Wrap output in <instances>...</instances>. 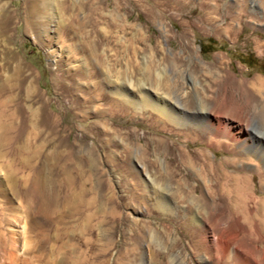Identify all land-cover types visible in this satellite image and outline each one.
<instances>
[{"label": "rangeland", "instance_id": "obj_1", "mask_svg": "<svg viewBox=\"0 0 264 264\" xmlns=\"http://www.w3.org/2000/svg\"><path fill=\"white\" fill-rule=\"evenodd\" d=\"M23 1L0 0V3L4 2L10 9L21 13ZM186 2L187 6L180 10L184 15L190 14L192 8L199 6L200 0ZM240 3L245 13L238 19L236 15ZM216 4L218 11L217 15L213 14L215 18L212 22L194 25L179 21L178 18L164 17L161 22L147 19L133 1H129L123 4L124 8L119 12L117 20H111L107 16L97 17L98 24L95 28L89 24L85 28L90 32L91 38L97 36L103 40L102 51L104 49L106 58L104 67L102 66L104 69L108 66L122 79L127 74L133 81L144 79L145 73L154 72L153 78L166 86L171 84L176 95L179 94L190 111L198 106L199 101L204 103L215 99L218 111L225 109L245 122L244 116L239 112L243 103L238 93L230 88L232 78L252 80L258 76L264 79V0H216ZM110 8L111 6H103L99 11L106 13ZM224 9L231 13L228 24H223ZM111 12L116 13L114 10ZM61 13L66 22L69 11L64 9ZM122 14H128L130 20L122 22ZM197 14L193 12V16ZM37 28L38 32L26 31L19 14L18 17L15 16L6 34H0V74L9 73L7 68L1 67L7 47L33 71L37 77L35 84L38 85L39 92L53 102L52 107L60 99L63 108H67L74 97L79 99L78 108H73L71 112L72 131L74 134L89 132L85 141L86 148L91 145L96 151L97 168H86L84 173L87 177L86 198L94 202V206L90 208V212L94 211L91 212V220L96 225L99 220L100 228L95 226V232L90 236L94 242L90 251L79 247V242L73 240L78 251L74 253L73 249L70 252L68 247H60L51 236L40 247L38 228L30 226L27 218L23 217L22 210L27 209L31 203L32 210L35 209L32 214H39L38 205L43 204V195L33 194L32 190L28 192L31 195L27 194L26 197H14L7 190L5 196L0 194V204L6 208H3L4 216L11 220L4 228L12 227L14 242L0 244V248L5 251L1 261L4 264H71L72 261L90 258L94 252L106 248L109 231L115 232L114 245H122L123 250L133 247V240L130 241L133 229L140 228L145 232V237L138 243L139 254L135 264H153V252L163 253L168 264L172 255L177 257L180 264H222L219 262L221 259L212 254L210 258L215 262H200V257L207 252L204 251L202 232L195 227L192 216L194 212H198V206L205 205L208 220L217 232H220V226L231 229L230 231H245L244 223H240L232 213L233 204L225 199L214 201L201 177L204 168L202 165L209 159L214 162L213 169L223 181L221 172L222 167H225L223 158L227 153L221 147L190 145L189 140L200 136V132L193 126L172 125L158 116L148 121V110H141V113L130 107L120 111L111 110L105 100L98 97L95 99L98 91L94 83L100 82L103 68L101 70V66L92 58L91 63L87 64L84 55L76 48L77 42L76 38L73 39V34L62 35L43 18L37 23ZM147 38L153 42V46H147ZM71 50L72 52H68ZM78 61H83L89 76L80 78L73 75V78H67L66 70L72 72ZM12 63L15 65L16 61L12 60ZM56 77L63 79L67 85L65 90H57L54 81ZM99 92L103 93L104 89ZM0 99H9V92H4ZM17 101H9L11 108L15 109L13 103ZM22 102L28 105L27 101ZM259 102L256 103L257 108ZM25 117L26 112L16 114L17 126L8 135L17 134ZM149 122L152 129L146 126ZM30 128V125L24 124L22 129L25 132L22 131L21 137L16 141H4L0 138V179H4L1 164L10 162L18 169H15L18 180L25 183V186L31 185V173L19 162V158L24 155L19 150L20 146L25 142L30 144L36 141ZM253 128L264 134V125H261V120L257 117L253 121ZM155 137L164 141L161 151L154 148ZM12 145L18 149H11ZM201 148L209 152V158L207 156L196 161L192 159L188 163L182 156L183 152L191 154L195 149ZM83 151L85 152L84 149ZM237 166L238 164H234L226 169L235 173ZM73 170L71 171L75 175L76 171L74 170V174ZM254 181L258 183L255 175ZM50 182H46V193H50L52 189L49 187ZM3 186L7 187L5 182ZM153 186L158 189L164 187L168 191L170 207L173 209L171 212L160 211L153 206ZM58 193L56 192V197L61 194ZM256 195L264 196V192L257 191ZM62 207L59 209L64 208ZM74 210H71L72 214H68L70 217L67 218L73 226L78 218ZM62 211L64 214V209ZM11 233L7 232L8 236ZM244 240L251 247L245 237ZM117 251L118 247L110 246V254L107 256L109 262L115 261ZM255 252L259 254L260 249L257 248Z\"/></svg>", "mask_w": 264, "mask_h": 264}, {"label": "bare ground", "instance_id": "obj_2", "mask_svg": "<svg viewBox=\"0 0 264 264\" xmlns=\"http://www.w3.org/2000/svg\"><path fill=\"white\" fill-rule=\"evenodd\" d=\"M129 1H133V4L144 13L147 19H156L159 22L162 18L169 17L178 18L179 21L188 24L204 25L212 22L215 18H213L215 16L213 14L217 15L218 11L216 0H200L199 6L192 8L188 15H184L180 10L187 6L188 2L186 1L189 0H24L21 13L15 12L6 3L1 2L0 34H6L15 16L18 17L19 14L24 21L26 31L38 32L37 23L43 18L50 26L59 30L62 35L72 33L73 39L76 38L77 42V47L74 46L79 53L84 55L87 64L91 63L90 59L92 58L99 67L101 66L100 69L102 70L106 62L104 49L102 51L103 40L98 39L97 36L91 38L90 32L88 33L85 27L89 24L95 28L98 24L97 17L107 16L111 20H117L119 12H122L124 8L123 4ZM103 6H111V8L104 13L99 11L102 10ZM238 6L236 18L240 19L245 10H243L241 3ZM64 9L69 11L66 18L67 23L64 22V16L61 15V11ZM111 9L117 14L111 12ZM224 10L222 11L223 24H228L231 13L228 9ZM193 12L198 14L193 16ZM129 20L128 14H122V22ZM147 40L149 41L147 46L154 45L148 38ZM116 43L117 41L114 44ZM5 51L1 67L7 68L9 73L0 74V96L4 92H9V99H0V138H3L4 141L5 139L16 141L24 131L22 129L24 124H27L33 130V137L36 141L30 144L25 142L19 149L24 154L19 158V162L28 168L33 177L31 185L25 186V183H21L18 180L19 177H16L15 169H18L13 167L10 162H5L1 164L4 179H0V194L5 196L6 191L10 190L14 197H26L28 192L33 190V194L41 193L43 195L44 202L40 206L38 205L39 214L38 212H34L37 215L32 214L35 209L32 210L33 205L30 202L27 209L22 210L23 217L27 218L30 226L38 228V235L41 236L40 247L51 236L60 247H68L70 252H73V249L74 253L78 251L73 240L79 242V247L82 246L83 249L90 251L94 244L90 236L95 232V226L100 228V222L98 220L96 225L91 220L93 210L90 212V208L94 206V202L86 198L85 181L87 177L84 172L86 168H97L98 164L95 149L91 145V147L86 148L85 145L89 132L88 134L87 131H83L82 134H74L72 131L71 112L73 108H78L79 99L77 97L71 99L67 108L62 107L60 99L57 100V105L52 107L53 102L39 92L38 85L35 84L37 77L33 71L29 70L28 66L7 47H5ZM68 52H72V50ZM12 60L16 61L15 65H13ZM68 71L66 70L65 76L69 79L73 78V75L80 78L89 76L83 61H78L72 72ZM100 73L102 84L99 81L94 83L98 91L95 94V99L98 97L100 100H105L111 110L120 111L125 107L134 108L139 112L148 110L150 111V114L147 115L148 121L154 120L158 116L172 125L193 126L200 132V136L197 135L194 139L189 140L190 145L204 144L206 147H221L227 153L226 157L223 158L225 166L222 167L221 172L223 181L213 169L214 162L209 159L202 165L204 168L201 177L214 201L225 199L233 204L232 213L239 219L240 223H244L246 229L240 233L220 226L221 230L217 232L208 220V212L204 209L205 205L198 206V212H194L192 221L195 227L197 226L202 232L204 251L207 252L206 255L200 257V262H215L210 258L212 254L220 258L221 261L219 262L222 264H264V196L256 195L257 191L264 192L262 191L264 190V134L253 128V121L256 117L261 120V125H264V79L258 76L252 80L232 78L233 82L230 89L238 93L243 103L239 109L245 118V122H242L240 118L234 117L225 109L221 112L218 111V104L215 99L204 103L199 101L198 106L190 111L184 101H181L179 94L176 95L171 84L166 86L165 83H160L158 79L153 78L154 72L145 73L144 79L134 81L127 74L122 79L116 71L111 70L108 66H105V69L103 68ZM54 81L57 90L63 91L67 88L62 78L56 77ZM102 89L104 92H99ZM15 100L19 101L13 103L15 106L13 109L10 102ZM22 100L27 101L28 105H25ZM258 102L259 108L256 105ZM21 111L26 112V117L20 123L17 134L10 136L8 135L9 131L14 130L17 126L16 114ZM151 125L150 122L146 124L148 127ZM153 144L155 145L154 148H159L161 151L164 141L160 137H155ZM172 144L174 145V143ZM14 148L18 149L12 145L11 149ZM208 153L205 148H201L195 149L191 154L183 152L182 156L189 163L192 159L196 161L203 159V157L207 158ZM177 157L179 156L177 155ZM234 164H238V166L236 172L231 173L226 167ZM72 169L76 171L75 174L73 170L75 175H73ZM254 175L257 177L258 183L254 181ZM47 180L51 181L52 185L49 186L52 188L50 193H46ZM4 182L7 186L5 188ZM152 189L151 198L155 204L153 206H156L160 211L171 212L173 209L171 210L170 207L168 191L164 187L158 189L153 186ZM56 192L57 194L60 192V196L56 197ZM61 206L64 207H62L64 214L61 213L63 209H59ZM4 207L3 204H0L1 245L9 241L14 242L12 227L4 228L5 224H9L11 221L4 216L3 210L6 209ZM47 208H50V211H47ZM72 209H75L74 211L78 214L74 226L67 219L71 216ZM134 225L138 226L137 224ZM7 232L12 233L8 236ZM114 233V231H109L106 248L94 252L90 258L80 259V254V260L72 261L71 264H135L139 254L138 243L145 237V232L140 228L133 229V237L130 239V241L133 240V247L127 250H123L122 245L113 244ZM244 237L251 244V247L246 245ZM111 245L118 247L117 256L112 263L107 259ZM257 248L260 249L259 254L255 252ZM3 253L5 251L0 248V264H4L1 261ZM151 260L153 264H168L164 254L160 252H153ZM169 263L180 264L174 255L170 257Z\"/></svg>", "mask_w": 264, "mask_h": 264}]
</instances>
